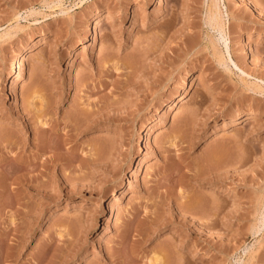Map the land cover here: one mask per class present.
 <instances>
[{"label":"rangeland","instance_id":"obj_1","mask_svg":"<svg viewBox=\"0 0 264 264\" xmlns=\"http://www.w3.org/2000/svg\"><path fill=\"white\" fill-rule=\"evenodd\" d=\"M0 264H264V0H0Z\"/></svg>","mask_w":264,"mask_h":264},{"label":"bare ground","instance_id":"obj_2","mask_svg":"<svg viewBox=\"0 0 264 264\" xmlns=\"http://www.w3.org/2000/svg\"><path fill=\"white\" fill-rule=\"evenodd\" d=\"M212 8L209 10V13H208V23L210 24V25H212V26H214V25H216V23H217V18H218V13H217V11L215 10V5L213 6H211ZM18 16V14L16 15V17ZM3 35H5V33L3 32ZM2 35V36H3ZM244 52H243V54L244 53H247L246 52V49L245 50H243ZM24 57H25V55H24ZM24 58L22 57L21 58V60H20V62H19V67L20 68H22L23 67V65H24ZM23 69V68H22ZM21 70V69H20ZM40 100V99H39ZM38 100V101H39ZM180 100H181V98H180ZM36 105V104H35ZM42 105V104H41ZM39 106H40V103H39ZM38 106V109H41L40 107ZM77 110V109H76ZM81 110V109H80ZM78 111V110H77ZM80 112H83V111H80ZM77 113V112H76ZM77 116V115H76ZM77 117H79V116H77ZM76 117V118H77ZM49 147H50V145H49ZM38 149V148H37ZM39 150H41L40 152H42V154L41 155H45L47 152L49 153L50 151H49V148L48 147H46V146H41L40 148H39ZM62 154V153H61ZM40 155V154H39ZM57 157V156H56ZM60 158V157H59ZM56 159V158H55ZM53 161V156H51V155H47L46 157H45V159H44V161H43V166L45 167V174L46 175H48V172H46L47 170L49 171V165H50V162H52ZM54 162V161H53ZM18 166V165H17ZM18 170V169H17ZM14 173V172H13ZM38 175V174H37ZM40 175H41V173H40ZM36 177V176H35ZM47 177H49V175L47 176ZM36 178H38L39 179V176H37ZM41 178V177H40ZM161 259H159V258H157L154 262L156 263V261H157V263H161V261H160ZM153 263V262H152Z\"/></svg>","mask_w":264,"mask_h":264}]
</instances>
